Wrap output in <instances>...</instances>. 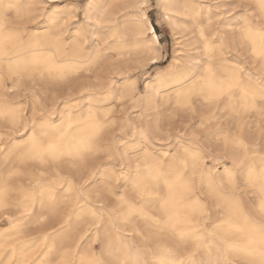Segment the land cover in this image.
<instances>
[{"label": "snow or ice", "instance_id": "obj_1", "mask_svg": "<svg viewBox=\"0 0 264 264\" xmlns=\"http://www.w3.org/2000/svg\"><path fill=\"white\" fill-rule=\"evenodd\" d=\"M31 7L0 0V264H264V0Z\"/></svg>", "mask_w": 264, "mask_h": 264}, {"label": "rangeland", "instance_id": "obj_2", "mask_svg": "<svg viewBox=\"0 0 264 264\" xmlns=\"http://www.w3.org/2000/svg\"><path fill=\"white\" fill-rule=\"evenodd\" d=\"M207 2L208 3H215L216 0H207ZM52 3H53V1H49V0H34V3H33L32 8L30 10V12L32 14V19L30 21H28V26L32 27V25L42 24V22L44 20V17H45L44 15L46 13H48V9H49V7L52 6ZM119 3H127V4L130 5V4L134 3V0H118L117 4H119ZM56 6L57 7H61L62 5L57 3ZM222 7L226 8V7H228V5H222ZM129 10L130 9L118 8L117 9L118 16H119V14H122L125 11H129ZM230 14H232V13H230ZM188 27H190V25ZM161 35H163V33H161ZM177 37L179 38L180 44H183L184 47L189 48V49L194 48L197 45V43H198V41L196 39V36L192 32H188V31L177 32ZM101 42H103V46L105 44L109 43L106 40V37H101ZM122 57H123V59L119 60L117 62V64L111 70L112 71H116V70H122L123 69L124 71H128V69H129V72H131L132 69L130 67V62L134 61L135 59H137V55L135 53L129 52V54H127L126 56H122ZM108 59L115 60L116 57H112L111 58V56H110ZM104 70H105V72L109 71L108 68H105ZM157 70L158 69H150L149 72L145 73V75L143 77V80H144L145 84L150 82L151 78H153L155 76V73H156ZM95 80H96L95 76L88 77L87 74H85L84 76L80 77V83L83 86H85V87L90 86L89 82L90 81L94 82ZM74 86H78V85H76L75 82H74ZM61 91H63V90H57L58 95H59V92H61ZM59 104H60V101L57 100L56 106L59 107ZM132 105H131V107L134 108V104H132ZM47 106L48 107H52L53 106L51 100L48 102ZM122 107L128 109L130 106L129 105H123ZM176 115L179 116V113H176ZM173 123H174V125L179 126L181 124H185L186 125L188 122L186 120H179L178 119V120L173 121ZM121 127H122V125H121L120 121L116 120L114 122V126H112V127H110L109 129L106 130L105 136H104L105 140H110L114 136L119 135ZM164 127H165V130H166L167 129V125H165ZM174 131H175V129H173V133H174ZM167 142H169V141H165L162 137L159 138V140H158V143H160V144H164V143H167ZM217 154L218 155H222V153H220L219 150H217ZM105 159L106 158L104 156H101V157H99L96 160L95 164H99L101 161H103ZM226 165L231 166V163L227 162ZM217 170L218 171H222L223 168H219ZM13 212H14V210H13ZM9 214H12V212H9Z\"/></svg>", "mask_w": 264, "mask_h": 264}, {"label": "bare ground", "instance_id": "obj_3", "mask_svg": "<svg viewBox=\"0 0 264 264\" xmlns=\"http://www.w3.org/2000/svg\"><path fill=\"white\" fill-rule=\"evenodd\" d=\"M49 1H53V0H49ZM22 2L25 3L26 5H33L34 0H22ZM109 2L117 3L118 0H109ZM134 2H135V0H134ZM31 8H32V7H31ZM30 10H31V9H30ZM113 15L116 16L117 19L119 18L117 9L113 10ZM44 16H45V17H44V20H43L42 24L45 22V18H46V16H47V13H46ZM37 22H38V21H37ZM181 27L183 28V27H188V26H183V25H181ZM33 30H34V31H41L42 29H41V28H34ZM106 40H107L108 42H110V38H107V37H106ZM101 47H103V42H101ZM84 51H85V54H87V52L89 51V49L87 48V44H85V49H84ZM178 51H179V49H178ZM127 54H129V52H122V53H120L119 55H121V56H126ZM108 58H109V57H108ZM111 58H112V57H111ZM121 68H122V67H121ZM122 70H123V69H122ZM128 71H129V69H128ZM58 103H59V102H58ZM57 105H58V104H57ZM55 106H56V105H55ZM132 106H133V105H132ZM135 106H136V105L134 104V107H135ZM56 107H58V106H56ZM224 167H231V166H228V165H226V163H225V164H224ZM222 171H223V170H222ZM4 215H10V214H9V212H5ZM76 245H77V241H76L75 237L71 238V239L69 240L68 246H69L70 248H72L73 250H76Z\"/></svg>", "mask_w": 264, "mask_h": 264}]
</instances>
